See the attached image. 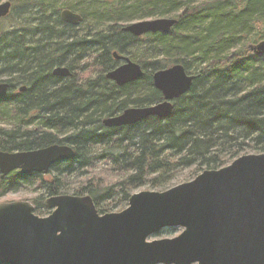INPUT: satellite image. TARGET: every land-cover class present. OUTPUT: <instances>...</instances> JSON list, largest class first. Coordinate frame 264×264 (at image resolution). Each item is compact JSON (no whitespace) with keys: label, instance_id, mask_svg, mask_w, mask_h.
I'll use <instances>...</instances> for the list:
<instances>
[{"label":"trees","instance_id":"16d2710c","mask_svg":"<svg viewBox=\"0 0 264 264\" xmlns=\"http://www.w3.org/2000/svg\"><path fill=\"white\" fill-rule=\"evenodd\" d=\"M10 2L0 18V81L10 87L0 100V150L58 143L72 146L75 155L54 163L46 178L17 170L0 177V196L36 179L47 196L68 189L89 194L104 213L119 205L108 206V200L125 203L133 187H160L181 167L218 168L247 147L264 151V54L247 46L264 39V0ZM64 8L82 20L63 21ZM158 16L176 17L169 32L136 36L122 30L127 22ZM113 51L140 63L144 73L123 85L106 78L118 64ZM176 62L195 78L173 99L169 116L114 127L101 123L128 106L161 100L152 72ZM57 65L71 74H52ZM100 162L119 179L94 182ZM70 177L81 182L70 186ZM32 202L37 214L50 212L41 195Z\"/></svg>","mask_w":264,"mask_h":264},{"label":"water","instance_id":"95a60500","mask_svg":"<svg viewBox=\"0 0 264 264\" xmlns=\"http://www.w3.org/2000/svg\"><path fill=\"white\" fill-rule=\"evenodd\" d=\"M0 1V18L10 11ZM63 21L77 25L82 16L69 8ZM176 17L138 19L122 26L139 36L167 33ZM264 54V39L248 43ZM125 61L105 77L123 85L140 77L142 65L113 51ZM52 74H71L57 65ZM161 100L128 106L101 119L107 127L131 125L155 115L169 116L173 99L188 91L195 78L176 62L152 72ZM21 90L25 86L20 87ZM9 83L0 81V100ZM68 144L53 143L22 150H0V177L47 172L59 161L74 157ZM50 212L39 215L31 200L0 201L1 264H264V151L245 153L218 168H205L187 181L163 190H140L129 195L118 211L100 213L89 194L60 193L44 200ZM166 227H180L173 237L149 239Z\"/></svg>","mask_w":264,"mask_h":264},{"label":"rangeland","instance_id":"374dc122","mask_svg":"<svg viewBox=\"0 0 264 264\" xmlns=\"http://www.w3.org/2000/svg\"><path fill=\"white\" fill-rule=\"evenodd\" d=\"M127 23H129V22H127ZM125 24H123V25H125ZM258 152H261V151L254 149V148H251V147H247L245 150L241 151L239 153V155L245 154V153H258ZM231 161H229V162H231ZM229 162H227V163H229ZM49 171L50 170H48L47 172H42L40 174L44 178H46V177H49L48 176ZM200 171H202V170H196L195 171L193 166L181 167L177 170L174 177L172 179H170L169 181H167L164 185L157 187V186H152L151 184L146 182V183H143V184H140L138 186L133 187L131 190V193L137 192L140 190H145V189L146 190H150V189L151 190H163V189H166L170 186L176 185L180 182L190 180L196 174H198ZM92 174H95V178L93 181L99 182L102 185L108 184V183H113L119 179L118 178L119 176H117L118 174H116L113 170H111L108 166V163H105V162L98 163L96 168L93 169ZM37 182L38 181L36 179H34L33 181L25 180L24 182L19 183L18 185H14L6 193H4L3 195L0 196V201L20 200V199H28V200L32 201V198H34L35 196H38V195H41L45 200L46 197H48V196H47L45 190L43 188H41L40 186H38ZM69 182H70V186H71V185L79 184L81 182V179H77L75 177H70ZM83 184H84V182H83ZM67 192L70 193L71 190L68 189ZM127 200L124 203V201L110 199V200H108L109 201L108 206H110L112 204V202L117 201V203L119 202L118 207L112 209L111 211H118V210L123 209L127 205ZM180 230H181L180 227H166V228L160 230L159 232H157L156 234H153L152 236H150L149 239L162 238V237H173L176 234H178L180 232Z\"/></svg>","mask_w":264,"mask_h":264},{"label":"flooded vegetation","instance_id":"af4514ba","mask_svg":"<svg viewBox=\"0 0 264 264\" xmlns=\"http://www.w3.org/2000/svg\"><path fill=\"white\" fill-rule=\"evenodd\" d=\"M120 55V54H119ZM123 56V55H122ZM118 60V64L116 66H118L119 64L123 63L125 60L123 58H116ZM115 66V67H116ZM114 68V67H113ZM24 90V89H23ZM9 91H10V87H9Z\"/></svg>","mask_w":264,"mask_h":264},{"label":"bare ground","instance_id":"6f19581e","mask_svg":"<svg viewBox=\"0 0 264 264\" xmlns=\"http://www.w3.org/2000/svg\"><path fill=\"white\" fill-rule=\"evenodd\" d=\"M102 123V122H101ZM103 124V123H102Z\"/></svg>","mask_w":264,"mask_h":264}]
</instances>
